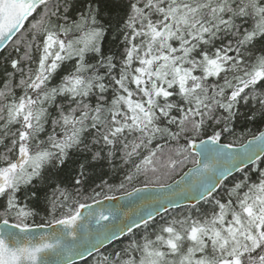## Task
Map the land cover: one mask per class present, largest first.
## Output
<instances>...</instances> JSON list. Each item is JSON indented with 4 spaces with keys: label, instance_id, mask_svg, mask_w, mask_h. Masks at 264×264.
Returning a JSON list of instances; mask_svg holds the SVG:
<instances>
[{
    "label": "snow or ice",
    "instance_id": "obj_1",
    "mask_svg": "<svg viewBox=\"0 0 264 264\" xmlns=\"http://www.w3.org/2000/svg\"><path fill=\"white\" fill-rule=\"evenodd\" d=\"M258 116L264 0H0V264H264Z\"/></svg>",
    "mask_w": 264,
    "mask_h": 264
},
{
    "label": "trees",
    "instance_id": "obj_2",
    "mask_svg": "<svg viewBox=\"0 0 264 264\" xmlns=\"http://www.w3.org/2000/svg\"><path fill=\"white\" fill-rule=\"evenodd\" d=\"M264 127V120H262L259 116L257 117L256 120L254 121H248L243 118L238 120L235 124V135L236 136H242L243 140L242 142L246 141L247 138L250 136L255 135L257 132H259L262 128ZM232 139V137H229V141ZM229 141H224V142H229ZM189 166L188 165L185 169H187ZM184 169V170H185ZM104 172H108L109 175H104L103 179L108 180L110 183H118L120 179H123V173H115L113 174L111 170L107 167L104 169H97L94 174H92V180L95 181V183H90L89 190L91 188H95L96 185L101 183L100 177L103 175ZM179 175L174 176L173 179H176ZM169 183L171 180L168 181ZM136 186H140L139 183H137ZM118 195V194H117ZM102 198V197H101ZM91 201H88L90 203ZM43 204H41L39 207L36 208V211L38 212V216L36 217V221L39 222L42 217L46 215L45 211L43 210ZM188 206H185L184 209H181L180 211L186 210ZM124 243H127L125 240ZM107 247V246H106ZM104 250V249H103ZM101 250V251H103ZM96 254H94L92 257H90L87 260L81 261L76 264H92V260Z\"/></svg>",
    "mask_w": 264,
    "mask_h": 264
},
{
    "label": "water",
    "instance_id": "obj_3",
    "mask_svg": "<svg viewBox=\"0 0 264 264\" xmlns=\"http://www.w3.org/2000/svg\"><path fill=\"white\" fill-rule=\"evenodd\" d=\"M262 131H264V128L262 129V130H260L257 134H255V135H259V133L260 132H262ZM252 138V136L251 137H249L246 141H245V143L248 141V140H250ZM191 167V166H190ZM185 171H187V169L185 170ZM177 180L179 179V177L178 178H176ZM171 183V182H170ZM119 195V194H118ZM92 203V202H91ZM101 203H102V205L103 206H105V207H108V206H114V207H117V208H119V207H122V206H124L127 202L126 201H123V200H115V201H108V200H103V198L101 199ZM181 203L184 205V206H188V205H191L192 203H194V201H192V200H190V199H188V200H182L181 201ZM99 206L98 205H95V204H93V208H98ZM83 212H85V213H87V209H84V210H82ZM39 231H47V230H39ZM107 246V245H106ZM103 249V248H102ZM101 249V250H102ZM93 254H95V251H93ZM90 256L87 254V253H85L84 254V256L83 257H81V256H74L73 257V259L75 260V263H77V262H80V261H83V260H86V259H88ZM51 259H58L57 257H55V255H53L52 257H50Z\"/></svg>",
    "mask_w": 264,
    "mask_h": 264
}]
</instances>
